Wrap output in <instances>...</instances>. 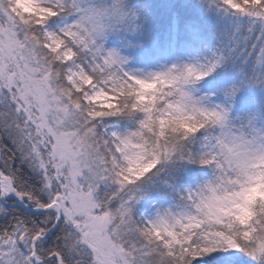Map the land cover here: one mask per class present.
Here are the masks:
<instances>
[{"label": "snow or ice", "instance_id": "obj_1", "mask_svg": "<svg viewBox=\"0 0 264 264\" xmlns=\"http://www.w3.org/2000/svg\"><path fill=\"white\" fill-rule=\"evenodd\" d=\"M220 3L240 21L233 36L251 74L230 72L220 49L138 78L104 48L133 22L126 0H0V264H195L230 251L264 264V129L233 120L240 89L264 86V0ZM60 13L75 22L47 31ZM136 13L151 20L148 5ZM201 81L214 97L193 95ZM137 113L130 134L100 130ZM176 160L218 175L182 197L188 212L137 220L135 187ZM17 161L37 175L13 171ZM109 183L117 189L101 194Z\"/></svg>", "mask_w": 264, "mask_h": 264}, {"label": "trees", "instance_id": "obj_2", "mask_svg": "<svg viewBox=\"0 0 264 264\" xmlns=\"http://www.w3.org/2000/svg\"><path fill=\"white\" fill-rule=\"evenodd\" d=\"M203 1H206V3ZM210 2L212 5L209 4ZM126 3L129 10L134 14L133 22L131 25H125L115 33L123 37L131 36V43L138 49L133 54L140 53L144 58L148 54L150 56L162 55L171 42L172 27L175 22L174 34L176 35L177 47H180L183 42H191L203 48L213 47L219 51L223 49L224 53L230 57V61L234 62V67L228 68L230 72L237 74V70H242L243 73L251 74V61L247 65L240 63L243 59L240 49L245 45L241 42L240 35L233 36V30L238 29L240 21L234 14L223 10L217 0H126ZM138 4L149 6L151 20L144 17H141L138 22L135 20L136 5ZM71 18L72 16L60 13L51 18L50 22L53 26L64 29ZM234 44L239 46L236 47L234 52H230L229 49ZM224 67L218 72L222 71ZM248 97L256 99L264 117V86L259 83L249 84L247 89L240 90V105ZM142 118L143 114L141 113L132 116H113L105 118L100 126L116 125L127 135L139 128ZM196 135L200 141L197 149L202 150L206 133L202 130ZM17 169L29 175H37L29 169L27 164H20L19 161L12 165L13 171ZM201 171L202 167L200 165L186 164L179 160L163 165L162 170L153 180L147 181V178H145L147 183L142 181L135 187L134 190L142 197L139 203L156 196L170 199L177 205L187 206V202L182 197L201 185ZM26 187L33 186L29 184ZM168 188L173 189L175 195H170ZM116 189L115 186L103 187L101 194L111 193ZM186 210H189L188 207H186ZM240 261L243 263L242 260ZM247 264H256V262L252 261Z\"/></svg>", "mask_w": 264, "mask_h": 264}, {"label": "rangeland", "instance_id": "obj_3", "mask_svg": "<svg viewBox=\"0 0 264 264\" xmlns=\"http://www.w3.org/2000/svg\"><path fill=\"white\" fill-rule=\"evenodd\" d=\"M76 2L95 4L97 3V0H76ZM203 2L206 3V1ZM217 2L222 7V9L225 10L221 5L220 0H217ZM209 4L212 5L211 2ZM50 19L47 22L46 30L60 34L63 29L53 26L50 22ZM74 22L75 21L73 18H71L67 26ZM175 28L176 26L174 22L172 27L173 36L171 37V42L167 50H165L162 55L150 56V54H148L147 57L144 58L140 53L133 54L135 50L138 49L131 43V36L123 37L120 34H116L115 32L104 41V48L106 51H115L118 53L119 56H121L124 60V71H126L129 75H134L138 78H151L157 74L168 72L174 66L180 67L184 65H201L206 60L211 59L213 55L219 54L220 51L217 48H203L191 42H183L180 47H177L176 35L174 34ZM223 67L224 65H222L221 69ZM219 70L220 69L217 71ZM233 83L239 87V79L234 80ZM190 87L195 90L193 95L197 99L205 96L214 97L213 93H210L206 90L203 82L191 85ZM248 87L249 84L242 87L240 90L247 89ZM216 102L218 103L219 101ZM262 117L263 115L261 108L256 99L253 97H248L243 100L242 105H239V107L235 105L233 106V120L238 121L239 119L243 118L245 126L247 127L249 123H251L257 132H260L262 129H264V119H262ZM236 126H239L238 123ZM105 128L117 132L122 136L125 135L119 126H100L101 131H103ZM217 175L218 172L214 167L203 166L200 174L201 185L196 189L208 182L214 181ZM113 186L118 187L117 185L111 183H109L106 187ZM168 193L170 195H175L174 190L171 188H168ZM186 207L187 206L177 205L170 199L153 196L137 205L135 209V215L137 220H154L166 212L173 214H184L189 211L186 210ZM240 260H242L243 263H241ZM252 261V257L245 252L230 251L227 253H214L210 257H200L195 262V264H247Z\"/></svg>", "mask_w": 264, "mask_h": 264}]
</instances>
